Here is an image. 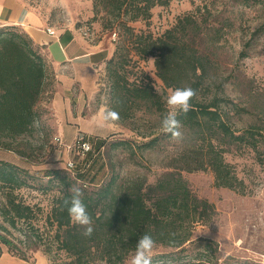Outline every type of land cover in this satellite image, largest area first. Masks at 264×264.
Returning <instances> with one entry per match:
<instances>
[{
    "label": "trees",
    "instance_id": "1",
    "mask_svg": "<svg viewBox=\"0 0 264 264\" xmlns=\"http://www.w3.org/2000/svg\"><path fill=\"white\" fill-rule=\"evenodd\" d=\"M170 1L93 0V3L95 16L104 13V27L120 31V41L106 60L109 109L119 113L118 122L131 120L142 110L162 108L152 77L136 69L135 62L131 63L134 56L154 57L156 74L167 88L196 90L191 100L192 109L178 116L183 138L174 169L155 183H148L145 177L120 182L118 175H105L100 179L99 174L106 168L101 154L105 141L85 134L82 138L90 142L91 148L85 154L78 151V160L73 161L71 167L74 175L58 168L45 174L49 176V187L58 186L59 194L42 229L37 224L38 207L26 203L15 193L29 186V171L0 159V189L5 196V200L0 201V259L1 244L25 260L29 258L28 251L43 244L47 253L63 251L70 258L61 264L96 261L125 264L128 255L135 251L138 239L148 233L156 244L173 249L160 255L165 264L218 263L215 254L218 243L210 238L194 237L198 224L214 219L215 205L197 196L181 171H211L216 186L245 193L243 179L225 154L233 148H250L263 162L264 128L256 123L235 126L234 116H242L249 110L221 92L213 91V60L197 41L202 22L193 14L184 16L160 36L146 30L136 31L130 24L150 19L156 6H166ZM239 1L250 7L264 3V0ZM203 8L210 12L208 4ZM216 32L219 34L220 29ZM40 48L19 28H0V146L6 149H12L18 137L31 133L38 120L37 104L45 90L48 71ZM159 140L160 137H154L139 147H154ZM132 145L128 140H120L112 143L111 148H132ZM71 186L81 189L92 217L94 230L90 237L83 236L84 229L71 222L66 208L61 210L63 200L71 195L68 191ZM12 230L20 232L15 239L10 237L14 235ZM189 244L197 247L194 254H186ZM188 257L191 259L187 260Z\"/></svg>",
    "mask_w": 264,
    "mask_h": 264
},
{
    "label": "rangeland",
    "instance_id": "2",
    "mask_svg": "<svg viewBox=\"0 0 264 264\" xmlns=\"http://www.w3.org/2000/svg\"><path fill=\"white\" fill-rule=\"evenodd\" d=\"M28 1L55 25L71 27L86 39L100 43L105 51L98 59L107 53L108 58L112 56L120 41V31L104 27V13L95 16L93 0ZM205 3L209 5L210 12L203 8ZM199 6L202 7L200 11ZM189 14L202 22L197 41L213 60V91L221 92L249 110L242 116H234L233 123L237 127L256 123L264 128V3L250 7L239 0H171L166 6H156L150 19L130 24L136 31L146 30L160 36ZM217 29H220L219 34ZM114 32L117 33L116 39H113ZM40 51L46 58L48 71L45 90L37 104L39 117L36 123L39 126L18 137L12 149L0 146V159L29 171V186L15 190V193L26 203L38 207L37 224L42 229L47 225L45 219L59 194L58 186L52 184L49 187V176L45 174L58 168L74 175L69 163L78 160L76 141L85 134L91 139L105 141L101 154L106 168L99 174L100 179L105 175H118L120 182L145 177L148 183H155L174 169L182 141L173 140L160 126L161 119L169 110L166 99L173 88H167L157 76L154 57L134 56L131 63L135 62L136 69H142L152 77L161 96V110H142L129 121L101 126V114L109 109L110 102L107 59L81 71L76 64L77 68L69 64L55 65L43 49ZM154 137H160L154 147H139ZM120 140L130 141L132 148H111L112 143ZM233 149L225 157L243 179L245 193L216 186L211 171H181L191 190L212 202L216 209L213 220L196 226L194 237L210 238L218 243L215 253L217 264H264V161L261 162L258 154L250 148ZM3 200L4 192L0 189V201ZM12 231L14 235L11 238L20 235L19 231ZM1 249L0 264H61L63 260H70L63 251L47 253L43 244L28 251L27 260L9 251L4 244H1ZM171 250L156 244L152 264H165L159 257ZM196 251L197 247L191 245L186 254ZM90 264L106 263L96 261Z\"/></svg>",
    "mask_w": 264,
    "mask_h": 264
},
{
    "label": "crops",
    "instance_id": "3",
    "mask_svg": "<svg viewBox=\"0 0 264 264\" xmlns=\"http://www.w3.org/2000/svg\"><path fill=\"white\" fill-rule=\"evenodd\" d=\"M11 27L26 32L55 65L69 64L73 68H77V65L84 71L93 68L98 61L108 59V53L98 59L102 51H105L100 43L86 39L71 27L55 25L28 0H0V28ZM49 27L56 31V35L48 33Z\"/></svg>",
    "mask_w": 264,
    "mask_h": 264
},
{
    "label": "clouds",
    "instance_id": "4",
    "mask_svg": "<svg viewBox=\"0 0 264 264\" xmlns=\"http://www.w3.org/2000/svg\"><path fill=\"white\" fill-rule=\"evenodd\" d=\"M196 90L191 87H178L170 91L167 96L166 105L168 111L160 121V126L165 133L171 135L175 141H180L183 134L180 131L182 124L178 116L182 113L186 115L191 109V100L196 96ZM120 119L119 113L112 109H106L101 114V126L116 122ZM38 127V123L35 124ZM68 191L70 197L65 198L62 202L61 210L65 208L68 212L71 222L74 225L81 226L84 230L82 235L90 237L93 233V220L87 210L82 196L83 193L79 187L71 186ZM156 241L152 235L143 234L136 243L134 254L125 262V264H152L153 252Z\"/></svg>",
    "mask_w": 264,
    "mask_h": 264
},
{
    "label": "built area",
    "instance_id": "5",
    "mask_svg": "<svg viewBox=\"0 0 264 264\" xmlns=\"http://www.w3.org/2000/svg\"><path fill=\"white\" fill-rule=\"evenodd\" d=\"M47 31H48V33L51 34V35H56V31H55L54 29H52L51 27L47 28ZM116 36H117V33L114 32V33H113V39H116ZM58 140H59V139H58ZM76 142H77V147H78L77 149H78V151H79L81 154H85V153L88 152V151L90 150V148H91V144H90V142L84 140L82 137H79V138L77 139ZM69 164H70V166L72 167V166L74 165V162L71 161Z\"/></svg>",
    "mask_w": 264,
    "mask_h": 264
}]
</instances>
